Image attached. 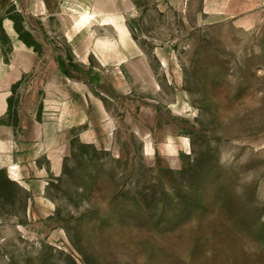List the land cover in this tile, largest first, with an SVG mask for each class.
<instances>
[{
	"label": "rangeland",
	"instance_id": "1",
	"mask_svg": "<svg viewBox=\"0 0 264 264\" xmlns=\"http://www.w3.org/2000/svg\"><path fill=\"white\" fill-rule=\"evenodd\" d=\"M133 1L139 55L86 74L60 176L0 174V264H264V0Z\"/></svg>",
	"mask_w": 264,
	"mask_h": 264
},
{
	"label": "crops",
	"instance_id": "2",
	"mask_svg": "<svg viewBox=\"0 0 264 264\" xmlns=\"http://www.w3.org/2000/svg\"><path fill=\"white\" fill-rule=\"evenodd\" d=\"M124 1L125 8L123 0H0V174L43 195L63 172L79 116L75 100L85 108L80 117L88 116L90 102L101 101L90 85L100 86L103 68L139 55L128 22L134 1ZM249 8L244 0H203L202 6L237 22ZM92 11L98 15L88 17Z\"/></svg>",
	"mask_w": 264,
	"mask_h": 264
},
{
	"label": "bare ground",
	"instance_id": "3",
	"mask_svg": "<svg viewBox=\"0 0 264 264\" xmlns=\"http://www.w3.org/2000/svg\"><path fill=\"white\" fill-rule=\"evenodd\" d=\"M96 15H98V14L96 13V11H92V12H89L88 17H96Z\"/></svg>",
	"mask_w": 264,
	"mask_h": 264
}]
</instances>
